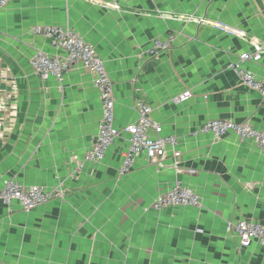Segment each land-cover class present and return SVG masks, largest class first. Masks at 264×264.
<instances>
[{
	"label": "crops",
	"instance_id": "1",
	"mask_svg": "<svg viewBox=\"0 0 264 264\" xmlns=\"http://www.w3.org/2000/svg\"><path fill=\"white\" fill-rule=\"evenodd\" d=\"M109 3L10 0L0 11V186L62 192L30 212L0 204V264H264V248H242L227 226L264 223V157L235 134L201 131L210 120L264 131V98L229 67L264 48V0ZM36 26L71 28L91 45L113 83L115 126L136 122L146 103L160 136L176 139L178 160L167 147L162 160L139 156L120 175L121 133L101 162L84 163L102 115L93 76L79 65L61 82L37 76L34 51H58ZM155 41L170 46L151 55ZM242 65L264 81V54ZM185 90L192 97L176 103ZM175 182L200 205L154 208Z\"/></svg>",
	"mask_w": 264,
	"mask_h": 264
},
{
	"label": "built area",
	"instance_id": "2",
	"mask_svg": "<svg viewBox=\"0 0 264 264\" xmlns=\"http://www.w3.org/2000/svg\"><path fill=\"white\" fill-rule=\"evenodd\" d=\"M9 1L0 0V11ZM117 1L110 0L109 6L119 9ZM32 34L43 38L49 46L58 51L54 55H48L41 50H35L31 56L29 60L31 68L42 80L53 78L61 82L64 75L78 65L93 76V85L99 94L102 115L91 148L84 154V163L101 162L109 147L121 133L126 134L128 146L122 157L120 175L128 174L139 156L151 162L162 160L167 154V147L171 148L174 160H178L181 154L176 149V139L160 136L162 128L151 120V107L146 103L141 101L137 103L136 122L128 124L123 130L115 126L113 83L104 62L75 30L61 26H36L32 28ZM169 46V42L155 41L148 53L155 55L161 50L168 49ZM253 47L252 52L242 54L239 61L229 67L247 87L259 92L264 98V81L257 80L254 74L245 70L242 65L246 62L257 63L262 59L264 48L258 44ZM191 97V91L185 90L179 93L174 101L183 103ZM201 131L212 135L215 140H220L227 134H235L240 142L254 143L264 157V131L257 130L248 123L236 124L229 120H210L203 125ZM60 197L62 192L59 189L47 191L40 186H24L13 180L0 186V204L8 209L16 206L24 212H30L35 207ZM200 203L201 198L197 193L180 182H175L168 190L157 195L153 206L160 210L170 207H198ZM227 226L238 236L242 248L249 247L253 242H257L264 248V223L241 220L235 224L228 223Z\"/></svg>",
	"mask_w": 264,
	"mask_h": 264
}]
</instances>
